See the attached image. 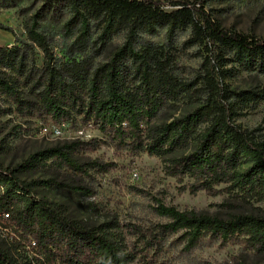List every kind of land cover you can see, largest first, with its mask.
<instances>
[{"label":"trees","instance_id":"16d2710c","mask_svg":"<svg viewBox=\"0 0 264 264\" xmlns=\"http://www.w3.org/2000/svg\"><path fill=\"white\" fill-rule=\"evenodd\" d=\"M49 1L71 13L65 31L75 36L73 59L59 62L49 33L37 22H26L27 40L19 41L21 46H0V96L23 118L45 126L94 127L103 139L65 142L12 168L0 163V216L9 214L14 233L9 249L0 244V264H167L163 241L174 234L187 249L240 245L264 255V214L231 213L224 219L160 203L156 209L168 221L154 228L134 226L130 233L136 240L129 244L117 222L88 227L70 218L66 206L35 194L40 187H83L21 178L34 169L82 175L104 171L96 161L81 163L79 156L106 144L162 159L165 176L181 183L192 179L193 193H224L243 205L264 203V128L237 122L241 110L264 101V89L231 90L221 82L224 71L215 72L227 54L240 70L264 74V39L227 30L204 10L226 0H179L171 2V11L154 0ZM161 31L164 44L146 38ZM183 31H190L185 43L203 46L211 55L193 78L180 73L176 62L174 43ZM94 33L99 36L92 42ZM117 35L123 36L122 44L104 64L93 65L94 56ZM37 49L43 53L42 66L36 63ZM87 51L93 53L75 59ZM185 101L196 105L191 112L156 123L166 108Z\"/></svg>","mask_w":264,"mask_h":264},{"label":"rangeland","instance_id":"374dc122","mask_svg":"<svg viewBox=\"0 0 264 264\" xmlns=\"http://www.w3.org/2000/svg\"><path fill=\"white\" fill-rule=\"evenodd\" d=\"M166 11L175 9L171 2L179 0H154ZM193 2L194 0H187ZM204 10L223 28L264 39V0H226L212 2ZM71 13L63 4L49 0H0V46H21L18 42L27 40L24 25L28 21L39 23L50 35L52 53L62 64L73 58L70 46L75 36L65 31ZM8 28V29H6ZM99 34L94 33L92 42ZM147 39L166 43L165 32ZM190 31L180 32L174 43L176 62L180 73L188 78L203 71L205 56L209 54L203 46H190L185 43ZM17 40V42H16ZM123 36H114L105 50L94 56L93 65L101 66L122 44ZM210 47L213 45L209 44ZM214 48V47H213ZM216 49V48H215ZM37 65H43V53L37 49ZM76 53V60H83L92 54ZM211 57V55L209 54ZM223 65H216L221 82L231 90L264 89V74L243 71L233 62L231 55L225 54ZM215 64V61L213 60ZM30 96V92L26 93ZM195 104L185 101L177 106L166 108L156 123L171 121L182 117L195 108ZM13 104L0 96V163L3 167H14L32 154L76 139H103L94 127L73 128L70 125H44L37 119H26L14 111ZM237 122L244 128H264V101L254 109L241 110ZM81 163L96 161L104 166L102 170H90L89 175L73 174L54 168L34 169L21 175L26 181L48 180L54 184L62 183L71 187H83L74 191L63 187H40L35 191L37 198L57 202L66 206L69 216L88 227L104 222L120 224L123 238L129 244L135 243L130 230L134 226L147 229L168 221L161 216L157 207L160 203L173 206L181 211L195 210L199 213L218 216L224 219L231 213L264 214V203L240 204L226 194L210 196L205 191L193 193L192 179L183 183L165 176L164 161L147 153L134 155L126 150H118L112 145L102 144L98 149L79 156ZM89 166L87 165L86 168ZM14 236L13 227L0 216V244L9 249ZM163 259L167 264H264V255H258L240 245L221 247L218 244H204L195 249H187L179 234L166 237L163 241ZM132 247L131 245H129Z\"/></svg>","mask_w":264,"mask_h":264},{"label":"built area","instance_id":"2783aa9c","mask_svg":"<svg viewBox=\"0 0 264 264\" xmlns=\"http://www.w3.org/2000/svg\"><path fill=\"white\" fill-rule=\"evenodd\" d=\"M5 220L9 221V214L8 213H4L1 215ZM35 246V242H32V244H30V246H28L29 248Z\"/></svg>","mask_w":264,"mask_h":264}]
</instances>
